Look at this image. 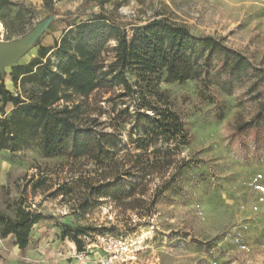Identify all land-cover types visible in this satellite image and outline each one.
Here are the masks:
<instances>
[{"label":"rangeland","instance_id":"374dc122","mask_svg":"<svg viewBox=\"0 0 264 264\" xmlns=\"http://www.w3.org/2000/svg\"><path fill=\"white\" fill-rule=\"evenodd\" d=\"M11 1L17 6L0 10V44L29 35L33 38L16 63L34 57L36 43L52 47L60 40L67 28L63 17L73 15L84 2L54 1L49 10L40 0ZM18 8L23 11L21 24L6 29L2 21L13 18ZM101 11L126 30L167 18L195 35L222 39L264 70V0H118L102 10L88 3L84 15L73 22L87 21ZM9 72L10 67L2 72L4 85L15 95L18 90L13 88ZM211 77L205 98L198 81L160 86L191 138L188 146L168 153V167L157 164L163 157L156 152L160 145L146 154L136 150L141 133L130 132L127 123L121 126L116 170L127 189L130 182L140 183L135 190L138 194L130 199L94 200L89 187L101 184L104 174L86 158L47 157L36 141L16 152L0 150V210L12 214L13 203L21 200L44 215L31 230L26 251H19L12 237L0 238V264L25 263L28 253L40 244L51 247L58 224L90 229L84 240V262H77L75 248L65 239L62 255L57 252L49 261L38 257L26 264H54L62 256L71 264H96L105 254L108 238H117L126 249L116 264H264V123L258 134L237 132L239 125L252 121L264 107V86L252 87L249 80L227 93L220 85L222 77L214 71ZM111 96L98 91L88 98L91 107L105 112L98 117L97 111L94 117L108 132L117 125L112 121L117 110L124 107L118 101L116 112L109 113L110 107L103 101ZM123 103L133 112L132 100ZM11 109L8 104L7 115ZM111 124L114 126L109 127ZM139 154L141 161L149 159L151 164V175L141 182L123 176L135 172L131 168ZM85 199L88 207L83 212L80 205ZM143 235L146 239L140 241Z\"/></svg>","mask_w":264,"mask_h":264},{"label":"trees","instance_id":"16d2710c","mask_svg":"<svg viewBox=\"0 0 264 264\" xmlns=\"http://www.w3.org/2000/svg\"><path fill=\"white\" fill-rule=\"evenodd\" d=\"M40 1L50 10L59 0ZM117 1L84 0L73 15L63 17L67 28L60 40L52 47L36 43L34 57L10 67L8 76L18 90L15 95L5 87L0 74V150L16 152L36 141L47 157L86 158L104 174L101 184L89 187V194L94 200L120 202L138 194L135 190L140 184L130 182L127 189L116 170L123 124L130 125V132L141 133L135 141L136 150L146 154L149 148L160 145L156 151L163 155L157 162L159 166L168 167V153L190 144L183 121L160 88L162 83L198 81L205 98L213 71L222 77L224 91L230 93L249 80L253 81L252 87L264 86V70L222 39L195 35L187 26L164 17L132 25L129 30L102 11L87 21L73 22L84 15L83 7L88 3L102 10ZM16 6L11 0H0V10ZM22 19L23 11L18 8L13 18L2 23L9 29L20 25ZM98 91L113 94L103 101L110 107L109 113L116 112L118 101L124 106L113 117L117 125H109L114 128L111 132L94 117L97 111L98 117L105 112L88 102L90 95ZM126 99L134 102L133 112L123 103ZM8 104L12 109L7 115ZM261 123L264 107L252 121L239 125L237 132L258 134ZM141 158L142 154L136 156L131 168L135 172H126L124 177L129 175L141 182L151 175L149 159L143 162ZM87 207L85 199L80 208L85 212ZM11 213L0 210V238L12 237L14 245L24 252L30 245L32 228L44 215L30 210L21 200L13 203ZM56 227L60 229L59 240H69L78 253L86 252L84 240L90 229L66 224Z\"/></svg>","mask_w":264,"mask_h":264},{"label":"water","instance_id":"95a60500","mask_svg":"<svg viewBox=\"0 0 264 264\" xmlns=\"http://www.w3.org/2000/svg\"><path fill=\"white\" fill-rule=\"evenodd\" d=\"M33 41L32 35L21 40L0 44V74L5 68L11 67L25 54L29 47L28 44Z\"/></svg>","mask_w":264,"mask_h":264},{"label":"crops","instance_id":"0c3cea01","mask_svg":"<svg viewBox=\"0 0 264 264\" xmlns=\"http://www.w3.org/2000/svg\"><path fill=\"white\" fill-rule=\"evenodd\" d=\"M54 234L56 236V238H55L56 240H55V242H53L51 244V247L48 244H46V242L43 244H40L39 248H37L36 250H31L28 253V257H27V260L25 261V263L22 262L20 264H26V262H28V260H36V258H38V257H40L42 259H46L47 261H49V260L55 258L54 256L56 255L57 252H59V254H58L59 256L62 255L60 253V248H63L64 241H61L58 238L60 235V229L58 227H55ZM66 242L68 244H70L71 245L70 248H73L72 250H74L75 245L69 241H66ZM72 244H73V246H72ZM53 262H54V264H71L68 261H66L65 257H63V256H62V258H58V261H56V262L53 261Z\"/></svg>","mask_w":264,"mask_h":264},{"label":"built area","instance_id":"2783aa9c","mask_svg":"<svg viewBox=\"0 0 264 264\" xmlns=\"http://www.w3.org/2000/svg\"><path fill=\"white\" fill-rule=\"evenodd\" d=\"M124 250H126L125 246L120 240L117 238H108L104 242L105 254L97 258L96 264H116L122 259ZM86 253L87 252L74 253L77 262L83 263Z\"/></svg>","mask_w":264,"mask_h":264},{"label":"bare ground","instance_id":"6f19581e","mask_svg":"<svg viewBox=\"0 0 264 264\" xmlns=\"http://www.w3.org/2000/svg\"><path fill=\"white\" fill-rule=\"evenodd\" d=\"M2 26H1V24H0V30L2 31ZM7 83L8 84H10V81L9 80H7ZM146 239V235H143L142 237H141V239H140V241H144Z\"/></svg>","mask_w":264,"mask_h":264}]
</instances>
